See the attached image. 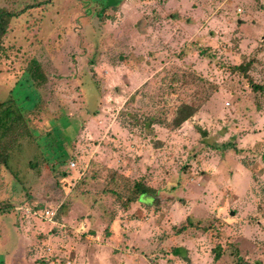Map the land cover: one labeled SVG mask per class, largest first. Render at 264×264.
Wrapping results in <instances>:
<instances>
[{"label":"rangeland","instance_id":"rangeland-1","mask_svg":"<svg viewBox=\"0 0 264 264\" xmlns=\"http://www.w3.org/2000/svg\"><path fill=\"white\" fill-rule=\"evenodd\" d=\"M41 1L0 54V102L31 99L0 150V264H264V0L0 8Z\"/></svg>","mask_w":264,"mask_h":264},{"label":"trees","instance_id":"trees-1","mask_svg":"<svg viewBox=\"0 0 264 264\" xmlns=\"http://www.w3.org/2000/svg\"><path fill=\"white\" fill-rule=\"evenodd\" d=\"M45 4H47V2L41 1L35 2L34 4L25 5L18 13H13L4 8H0V54L3 51L4 39L8 36L9 33L11 20L21 13H24L26 10L42 8ZM98 15L100 16V14ZM246 67L247 65H238L234 69L235 71L245 73L247 69ZM28 73L30 77L29 81L32 83H36L37 86L45 80L44 75L40 71V66L36 63L32 67H30ZM25 82H27V78ZM26 98V100H22L19 103L15 102L13 98L8 101L0 102V150H8L11 147V144L14 143L17 135L27 132L28 128L26 125V117L23 115L24 108H21V103L28 101L29 103L31 102L30 98ZM194 112L195 109H193L192 107L186 104L180 105L177 109L176 116L172 121L173 125L175 127L180 126L183 122L192 117ZM36 139L38 141V137ZM56 149L62 150V146L59 145L58 147H56ZM8 158L9 156L6 153L4 155H0V165H7ZM69 159H71V157H69L68 160ZM66 162L67 159L63 161L55 160V164L52 165V169H54L55 167H59V165ZM155 193L156 191L153 188L146 186L141 182H137L132 187L129 201L137 202L140 196L144 194L155 195ZM190 225L191 224L188 221L187 226ZM219 255V253L215 255L216 260L218 259Z\"/></svg>","mask_w":264,"mask_h":264},{"label":"built area","instance_id":"built-area-1","mask_svg":"<svg viewBox=\"0 0 264 264\" xmlns=\"http://www.w3.org/2000/svg\"><path fill=\"white\" fill-rule=\"evenodd\" d=\"M75 165L76 164L74 162H69L70 169L75 168ZM46 215H47L46 218L47 217H51L52 218V217H54L55 214H54V212L52 213V212L49 211V212H46Z\"/></svg>","mask_w":264,"mask_h":264},{"label":"crops","instance_id":"crops-1","mask_svg":"<svg viewBox=\"0 0 264 264\" xmlns=\"http://www.w3.org/2000/svg\"><path fill=\"white\" fill-rule=\"evenodd\" d=\"M136 203V202H135Z\"/></svg>","mask_w":264,"mask_h":264}]
</instances>
